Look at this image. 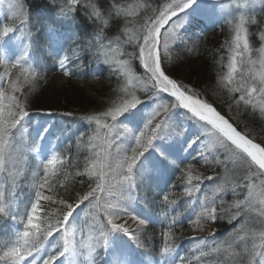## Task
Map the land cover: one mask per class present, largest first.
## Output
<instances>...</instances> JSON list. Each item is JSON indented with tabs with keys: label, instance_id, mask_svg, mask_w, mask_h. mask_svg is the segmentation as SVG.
Masks as SVG:
<instances>
[{
	"label": "snow or ice",
	"instance_id": "snow-or-ice-1",
	"mask_svg": "<svg viewBox=\"0 0 264 264\" xmlns=\"http://www.w3.org/2000/svg\"><path fill=\"white\" fill-rule=\"evenodd\" d=\"M196 2L172 0L161 8H152L147 3L134 6L114 3L105 10L95 3L85 4L88 18L97 28L94 33L95 58L105 65H115L123 82L115 90L116 98L110 106L82 117L89 122L91 133L86 134V140L82 135L78 145L92 153L90 158H86L83 171L69 173L55 147L50 148V158L42 164L43 174L34 173L32 197L22 213L16 205L14 193L0 183V223L11 222L17 226L7 239L0 240V264H96L98 249H103L108 264H135L124 238L138 242L139 237L133 235L123 218L127 215L137 222V231L150 224L151 217L129 213V208L138 198V190L146 175H163L166 168L175 165L171 146L165 141L171 137L174 117L178 114L198 132L195 139L185 141L186 147L190 149L202 143L205 151L198 154V159L206 166L224 168L223 176H203L189 164L181 175L180 183L184 185V195L189 197V205L193 203V194L201 190L205 180L221 181L211 188L210 195L206 193L199 200V211L194 212L196 219H189L188 223L193 230L202 232L206 224L215 223L218 219L227 217L232 221L244 218V223L232 237L214 242V246L196 237L199 242L194 251L198 255L194 260L202 261L205 257L226 252L233 264H264V140L257 142L253 130L247 127L241 131L238 121L231 116L226 117L197 90L169 72V51L180 42L181 29L186 23L178 14L187 15L186 10ZM206 3L215 7L213 0H206ZM78 4L79 0H66L59 8L60 15L74 19ZM249 5H259L264 13V0H245L244 6ZM141 13H144L142 18ZM129 17L140 18V22L129 20ZM117 18L124 20L120 36L127 38L123 43L134 49L131 53H122L127 59L120 58L119 48H113L114 41L105 35L110 22ZM170 21L172 25L166 28ZM256 23L255 16L250 17L243 12L227 20L231 29V38L226 41L228 71L218 77V86L227 90L232 104H242L246 109H252L251 115L258 112L264 120V43L254 49L249 42L248 25ZM13 31L5 26L0 32V41ZM105 40L108 42L104 43ZM259 40L264 42V30L259 32ZM119 41L118 36L115 42ZM4 59L5 55L0 52V63H4ZM22 59L23 56L19 57L7 69V89L0 88V173L7 171V163L14 155L13 144L17 134L25 131V122L33 114L28 110V97L24 92L25 87L32 84L29 69L21 68L13 79L12 70L20 66ZM134 61L142 67V74L138 75L134 70ZM68 63L69 57L63 56L58 67L66 76H71L73 73ZM94 78L98 77L94 75ZM146 101L149 108L144 112ZM52 129L53 125L46 121L37 130L32 140L37 154L52 134ZM118 129L122 131L117 132ZM113 148L122 176L120 188L123 193L115 201L110 198L109 170L112 166L108 163ZM61 175L62 180L59 179ZM9 177L14 187L15 178L11 173ZM77 177L80 178L79 190ZM238 189L243 191L238 192ZM228 192L243 198H235L226 204L218 194ZM42 201L48 203L42 205ZM162 201L165 208L163 216L168 220L167 208L175 201H170L166 194ZM49 206H54L51 211ZM81 211L85 217H91L96 233L87 241L76 239L77 228L73 222ZM251 214H255L256 222L261 225L259 229L249 226ZM177 223L179 214L171 217L168 229L161 234L163 244L156 264H191L186 258L177 257L176 241L172 238V228ZM205 247L208 251L202 250Z\"/></svg>",
	"mask_w": 264,
	"mask_h": 264
},
{
	"label": "trees",
	"instance_id": "trees-1",
	"mask_svg": "<svg viewBox=\"0 0 264 264\" xmlns=\"http://www.w3.org/2000/svg\"><path fill=\"white\" fill-rule=\"evenodd\" d=\"M18 1L21 4L22 11L28 15V22L30 23L29 27H40V32H43L45 37V30L47 27L54 26L55 24L53 22L44 24L46 23V18L44 19V16H50L52 19V15L59 13V8L66 3V0ZM89 2L95 3L102 10H105L114 3L132 6L138 3H147L150 4L152 8H161L165 4L171 3L172 0H79V4L76 6L77 10L75 12V18L72 19V26L70 27L78 31L79 36L72 37V35H68L65 40L58 42L57 46H50L46 40L38 44L35 41L30 42L29 47L35 52L36 61L31 72H34L35 75L30 74L31 77H33V85H31L27 92L25 91L28 97L27 103L29 111L41 109L42 105L47 106L48 101H50L49 97H46L42 91L46 84H43L44 86L41 84L40 73L43 72V67L45 65L42 62L39 64V60L41 59L39 53H43V51L50 53V51L57 49H68L72 45L77 46L82 38L92 42L95 41L94 33L97 30L96 24L88 18L87 10L85 9V4ZM36 13L38 15H36ZM33 15H36L35 19L38 22V25L33 22ZM142 15H144V13H141V17ZM255 17L257 23L248 25L249 39L252 44L255 43V41L253 43L254 38L259 39V32L262 30V26L260 27L259 23L263 22L264 13L260 10L256 13ZM128 19L130 20V18ZM139 22L140 18H138L136 23ZM226 25L227 23L218 24L214 28L205 29L201 36H195L194 44L190 47V50H182L179 54L180 60L188 61V64L182 66V62H180L179 67L182 66L181 70L176 72L170 62L169 72L178 80H180L179 76H181L182 80H193L192 87L201 94V97L212 102L226 117L231 116L238 121L239 129L241 131L247 127L248 129L253 130L257 140H264V131L261 130L264 128V122L259 115L256 114L253 116L251 115V109H246L245 106L232 104L231 97L227 90L218 86V77L224 73L228 52L226 47V41H228ZM123 27V18H117L115 22H110V26L105 30V35L108 40H113L114 43H117L115 42L116 37L119 36L120 41L118 44H121V50L119 47L118 48L120 52L131 53L134 51L133 47L123 43V40L127 37L120 36ZM2 31L3 25L0 23V32ZM108 40H105L104 43ZM2 41H0V46ZM67 44L69 46H66ZM44 61H47L46 58L43 62ZM72 62L70 71L73 75L69 77L67 84L58 89L59 92H57L56 96H59L60 101L55 102L53 105H58L68 113L77 116H86L105 110L107 106H110V102L114 99V94H116L115 90L118 88L119 84L123 82L120 74L106 70L104 67L94 68V65H88L85 61ZM133 67L138 75L143 73V69L138 61L133 62ZM94 75L98 78H94ZM34 93L38 98L36 101L32 99ZM61 101H63V104L60 103ZM230 104L231 111H229ZM86 105H89V107ZM185 141L186 137L177 143L179 149H174V146H172V142H169V139L165 141L166 144L171 146L173 152L172 159L175 160V165L166 168L163 175H146L144 183L138 190L137 204L140 213H146L151 217L150 224L141 227L136 233L139 237L140 247L142 249H137L136 254L141 261H148L152 262V264H156V262L160 260L159 249L163 244V237L161 234L168 229L171 217H175L179 214V223L172 228L174 234L172 238L175 239L177 248L185 247L188 242L187 234L193 231V228L188 221L189 219H196L194 212L199 211V200L201 195L197 194L193 196L191 198L193 203L189 205V197L185 196L183 193L184 185L180 183V177L189 164L193 165L200 174L212 172L214 165H204L203 161L198 159V152L193 151L191 148H186L183 153L181 148L184 146ZM70 148H68L69 150L67 152L62 153L61 157L62 160L64 159L66 170L69 173H75L81 171V167L79 166V164H81L79 162L81 159L80 156H77V168L70 167L71 161L75 159H73V157L77 155L74 153L75 151L73 152ZM78 153L83 155V153H86V150L82 149ZM215 168V171H217V169H223L221 166H216ZM138 175L139 174H137V176ZM76 180L77 190H79L80 178L77 177ZM7 184L8 182L6 183V186ZM165 194L168 195L170 201H175V203L170 204L167 208L169 214L168 220H165L163 216L165 208L163 206L162 197ZM221 196H223L226 204L237 198L234 197L231 192ZM53 207L54 206H52V208ZM243 223L244 220L242 217L232 221H229L227 217L218 219L215 223H212L210 237L219 240V242L224 241L234 229L239 228ZM13 230L14 227L11 222L0 223V240L7 239ZM213 245L214 244H212V246ZM209 257L208 260L211 264H233V261L228 260L226 252H222L218 255L213 254ZM212 257L213 259H211ZM222 258L228 262H223Z\"/></svg>",
	"mask_w": 264,
	"mask_h": 264
},
{
	"label": "rangeland",
	"instance_id": "rangeland-1",
	"mask_svg": "<svg viewBox=\"0 0 264 264\" xmlns=\"http://www.w3.org/2000/svg\"><path fill=\"white\" fill-rule=\"evenodd\" d=\"M215 3V7H211L206 3V0H198L196 4L192 6L191 9L186 10L187 15L180 13L183 20L186 21L183 28L181 29L180 33V42L172 47L169 51V57L171 58V66L173 69L178 72L181 70V67L185 64H188V61H181L179 54L182 50H190V47L194 44L195 36H199L203 33L205 29L214 28L218 24L227 23L228 19H231L234 15H239L243 12L247 16H255L258 11H260V6L256 5L255 7L247 6L245 7V0H213ZM156 8V7H153ZM149 15L151 13H148ZM36 15H38L36 13ZM36 15H33L35 22ZM143 17V15H142ZM141 17V18H142ZM46 18V23L48 24L53 22L55 25L47 27L45 30V35L43 32H40V27L34 26L30 28V23L28 22V15L21 9V4L18 0H0V23L3 25V29L5 26L14 29L12 33H9L2 41L0 46L1 52L5 55L4 63H0V88L7 89L8 84V76H7V69L11 67L13 63L17 61V59L23 56L21 60V64L18 68L13 69V79L15 75L21 71V68L29 69V77H31L32 67H34L36 58L35 52L30 49V42L35 41L38 43L44 42L45 40L50 46H57L58 42H62L67 38L68 35H72V37L79 36V32L75 29L70 28L72 26L73 21L71 18H64L60 15V13H56L52 15V19L50 16H44ZM130 20H134L135 22L138 21V18L129 17ZM173 21H176V18H173ZM179 23V21H176ZM172 25V21H170L169 25L165 27H170ZM260 27L262 26V30H264V20L263 22L259 23ZM131 27V25H129ZM163 31V29H162ZM226 31L228 33V40L231 38V29L230 26L226 25ZM255 41V43H254ZM108 42V41H107ZM106 42V43H107ZM250 45L254 49H258L260 47L261 42L258 38H254L253 43H251L249 39ZM95 41L86 40L85 38L81 39V42L78 43L77 46L72 45L68 49H57L48 52H40L41 59L39 60L45 65L43 67V72H41V84H46L45 88H43V93L46 97H49L50 101H48V105H42L41 109H34L30 110L32 116L28 121L25 122V131L18 133L16 140L13 144V152L14 155L12 158L9 159L7 163V171L0 173V183L5 184L11 192L14 193L16 205L19 211L22 213L24 211L25 205L28 203L29 199L32 197V184L34 179V173L39 172L40 175L43 174L42 171V164L46 162V158H50L49 149L55 147L56 152L62 156V153L67 152L70 148L76 156L73 157L74 160L71 161L70 167L77 168V156H80V163L79 166L81 167V171H83L86 163V158H90L92 153L86 150V153L79 154L78 152L84 148L78 145V141L81 139L82 135L84 140L87 139L86 134L91 133V128L89 127V122L82 119L84 116H77V115H67L68 112L63 110L58 105H53L55 102H59V96H56L58 89H60L63 85L67 84L69 77L66 76L63 72L60 71L58 67L59 59L63 56L69 57L68 68L70 70L72 61H85L88 65H94V68L104 67L106 70H110L111 72H115L117 74L118 70L116 69L115 65L108 66L101 62V60H97L95 58V54L97 53V49L94 46ZM66 46H69L68 44ZM119 47L121 50V44L113 43V48ZM123 52L118 54L120 55L121 59H127L128 57L122 55ZM79 57V59H77ZM46 58L47 61L43 60ZM229 60V52H227V59L225 65V74L228 71L227 65ZM46 62V63H45ZM72 62V63H71ZM182 62V66L179 67V63ZM194 70V69H193ZM183 71V68H182ZM182 73V72H181ZM51 75V76H49ZM24 77L21 76V79ZM239 78V77H238ZM179 79L183 81L185 84L189 85L193 88V80L187 81L182 80L181 76ZM33 81V80H32ZM49 83V84H48ZM33 85V84H31ZM31 85L26 86L24 92L28 91ZM44 86V85H43ZM194 89V88H193ZM238 95V94H236ZM67 98V97H65ZM116 98V94H114V99ZM143 98V97H141ZM33 100H37L35 93L32 98ZM90 101V100H88ZM38 102V101H37ZM43 102V100H42ZM45 102V101H44ZM63 104V101L60 102ZM89 107V105H86ZM241 106H244L241 104ZM149 108L148 102L146 101L145 107L142 111L147 112ZM86 109V108H85ZM89 109V108H87ZM250 109V108H249ZM252 110V109H251ZM104 111V110H103ZM51 112V115H46L45 113ZM96 114V113H94ZM92 115V114H90ZM257 115L258 112H257ZM49 122L53 125L52 134L49 135L44 142L43 147L40 149L39 154H37L35 150V145L32 143L37 130L44 122ZM264 122V120H263ZM94 127V125H93ZM122 131V129H118L117 132ZM117 133H113L116 135ZM198 132L195 127L191 125L190 122L186 121L182 115H176L174 117V126L171 129V137L169 138V142H172V146L174 149H179L177 143H179L184 137H186V141L195 139ZM262 138V137H261ZM263 140V139H262ZM261 140H257L260 142ZM186 145L181 148L182 152H185ZM193 151L198 152L199 154L205 149L202 146V143H197L193 145L191 148ZM130 154V153H129ZM62 159V157H61ZM64 162V159H63ZM111 164V169L109 170L110 175L109 179L112 184V192L110 198L115 201L120 199L123 196V193L120 188V182L122 180V176L119 173V169L117 168V157L115 148L112 149V156L111 159L108 161ZM60 165H57L59 168ZM66 167V166H65ZM214 165L213 171L210 173H204L203 176H216L220 174L221 176L224 175V168L217 169ZM219 167V166H218ZM223 167V166H221ZM231 166L229 165V168ZM215 171V172H214ZM9 173L15 178V185L13 187L12 180L9 177ZM149 176V175H148ZM59 179H63L61 175ZM8 182L7 186L6 183ZM221 181L213 180L207 181L205 180L202 184L201 190L199 192H195V195H201L200 199L204 197V195L211 194L210 190L212 187L215 186L216 183ZM195 183V181L193 182ZM238 192H242L243 190L238 189ZM48 194V193H45ZM223 194H218L221 196ZM138 197V193H137ZM223 197V196H222ZM237 198H243L240 195ZM138 198L134 200L132 207L129 208V213L135 212L137 215H145L146 213H140L138 204ZM47 201H42V205H46ZM49 210H52V206H49ZM149 216L148 214H146ZM243 218V217H242ZM124 221L127 222V226L132 231L133 235L137 236V222L132 221L129 216H124ZM249 219V226L256 227L259 229L261 225L256 222L255 214H251ZM244 220V218H243ZM123 222V221H122ZM77 228V241L85 240L87 241L90 236H94L96 233L94 231V224L91 217H85L83 211L77 213L76 220L73 222ZM14 230H16V225H13ZM238 228L234 229L229 236L230 238L236 232ZM12 232V233H13ZM212 232V223H208L205 225L204 231H197L193 230L187 234L188 242L186 243L185 247L183 248H176V253L178 258H186L187 261H190L191 264H211L208 260L210 257H205L202 261L194 260V257L198 255L196 251H194L196 244L199 242L196 237L202 238L206 240V243L210 246L214 244V242L218 243L219 240L211 238ZM11 234V233H10ZM127 245H129L128 251L131 253L132 258L135 261V264H152V262L148 261H141L137 257V249H141L140 240L138 242H134L128 240L127 237L124 238ZM137 243L139 246H136ZM250 243V241H249ZM214 246V245H213ZM139 249V250H140ZM142 250V249H141ZM203 251H208V248L205 247L202 249ZM239 250V249H237ZM98 255L96 257V264H108V261L105 257V253L103 249H98ZM227 258L229 261H232L227 253ZM213 259V257L211 258ZM223 262H228L227 260L223 259Z\"/></svg>",
	"mask_w": 264,
	"mask_h": 264
}]
</instances>
